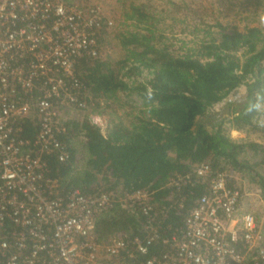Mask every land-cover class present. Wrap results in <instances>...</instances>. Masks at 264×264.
I'll use <instances>...</instances> for the list:
<instances>
[{
	"label": "trees",
	"instance_id": "16d2710c",
	"mask_svg": "<svg viewBox=\"0 0 264 264\" xmlns=\"http://www.w3.org/2000/svg\"><path fill=\"white\" fill-rule=\"evenodd\" d=\"M65 1L85 11L92 6L104 23L98 56L80 59L75 68V91L85 108L58 109L68 159L60 162L57 154L43 159L63 196L73 191L115 196L114 208L96 221L101 264H139L168 251L155 241L147 256L135 253L136 261L129 260L130 240L141 237L146 225L142 209L121 200L129 194L147 193L153 211L164 212L162 238L184 226L217 173L228 175L227 185L240 192L245 212H252L243 205L247 198L264 203V0H234V10L246 17L242 31L177 24L162 8L178 7L172 0L159 7L136 0ZM187 33L189 40L180 38ZM113 46L119 59L104 53ZM241 88L245 94L232 100ZM221 105L226 107L215 125L198 123ZM71 110L85 116L74 118ZM90 114L107 117L105 132ZM232 130L248 138L234 140ZM37 131L28 120L20 137L33 141ZM202 165L211 169L205 179L196 174ZM178 179L180 189L173 186ZM115 238L127 242L119 257L106 252Z\"/></svg>",
	"mask_w": 264,
	"mask_h": 264
},
{
	"label": "built area",
	"instance_id": "2783aa9c",
	"mask_svg": "<svg viewBox=\"0 0 264 264\" xmlns=\"http://www.w3.org/2000/svg\"><path fill=\"white\" fill-rule=\"evenodd\" d=\"M103 23L99 13L65 0H0V264H101L96 221L114 208L115 196H63L43 156L68 159L58 109L85 108L75 68L80 59L98 56ZM28 120L38 128L33 141L20 137ZM196 174L205 179L211 169L202 165ZM227 181V174H215L170 238H162L165 214L153 211L147 193L121 199L146 217L143 237L130 240L129 260L147 256L161 241L168 251L139 264H264V210L260 216L242 210L240 192ZM126 248L115 238L106 252L119 257Z\"/></svg>",
	"mask_w": 264,
	"mask_h": 264
},
{
	"label": "rangeland",
	"instance_id": "374dc122",
	"mask_svg": "<svg viewBox=\"0 0 264 264\" xmlns=\"http://www.w3.org/2000/svg\"><path fill=\"white\" fill-rule=\"evenodd\" d=\"M94 4L97 3L96 0H93ZM142 3H148L149 5L152 4L153 6L159 7L160 4H162V0H136ZM161 1V2H160ZM166 2L165 0L163 3ZM172 2H175L178 4V7L172 8L170 10V6L166 5L163 6L167 12H172L170 16L174 17L178 20L179 24L180 22H184L185 26L193 24V26H196L197 22L201 23H210V24H221L223 26H229V28H233L237 26L238 30L242 31L244 28V25L246 24V17L242 14H239L238 11L234 10V6L237 4L234 0H172ZM234 5V6H233ZM92 6H87L86 11H90L89 9L93 10L91 8ZM169 17V16H168ZM192 21L191 23H189ZM259 21V20H258ZM261 23L256 22L254 24V27H260ZM192 28H190V31ZM191 34V33H190ZM179 36V35H178ZM182 39L189 40L190 36L187 33L186 35H180ZM105 54L110 55L111 57H114L113 59H119L120 55L118 54V48L117 47H111L104 51ZM245 94V89L241 88L238 90L237 94L232 97V100H235L237 97H240L241 95ZM225 105H221L219 107H216L213 111H211L208 115L201 117L198 123H205L208 127H211L212 125H215L218 118V113H222V111L225 110ZM70 113H74V118H81L85 116V112L82 110L79 111H70ZM90 120L91 122L97 124L100 126L103 132L106 131L107 127V117L104 116H97L90 114ZM230 136L234 140H241V139H247V134L244 131H238V130H232L230 132ZM253 140L252 138H250ZM255 199H246L244 202V206L249 207L248 209H251L253 213L261 212L264 210V203L263 201L257 200V197H254ZM252 202L251 204H248ZM242 205V206H243ZM241 209H243L241 207ZM244 210V209H243ZM120 262V261H119Z\"/></svg>",
	"mask_w": 264,
	"mask_h": 264
}]
</instances>
